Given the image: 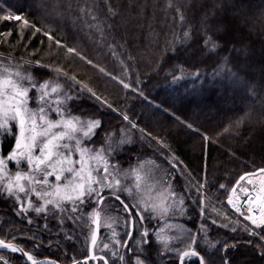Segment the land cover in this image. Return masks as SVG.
Wrapping results in <instances>:
<instances>
[{
  "label": "snow or ice",
  "instance_id": "snow-or-ice-1",
  "mask_svg": "<svg viewBox=\"0 0 264 264\" xmlns=\"http://www.w3.org/2000/svg\"><path fill=\"white\" fill-rule=\"evenodd\" d=\"M104 7L106 14L101 17L95 3L78 5L74 22L85 24L90 34H98L104 40L106 30L114 26L107 21L119 15L111 0H105ZM185 7L195 9L197 5L167 0L165 9L173 12V24L177 20L181 25L188 24ZM249 7L250 0H204L194 17L195 25L183 31L180 43L184 46L183 55L210 59L227 52L232 45V52L237 56L222 57L217 65H232L227 72L233 82L244 84L255 97L258 96L257 85L241 77V64L252 57L247 41L257 22L248 16ZM53 11L60 9L54 5ZM13 21L19 24L17 43L28 58L17 59L11 52L0 54V202L8 207V212L0 215L19 218L27 225H34L37 231L29 228L24 233L11 220L0 221V225H11L7 233L0 231V250L20 254L29 264H59L47 258L38 259L34 251L26 250L17 242L18 237L31 240L33 250H38L45 244L41 233L52 236L54 232L47 241L49 247L54 242L59 246L61 240L84 237L86 249L68 257L71 264H159L164 257H169V264H188L192 258L197 264H256L255 259L243 262L237 259L234 250L241 247L240 241L214 238L213 226H216L232 233L243 232L247 237L245 243L252 245L251 250L264 264V167L239 174L234 183L220 179L212 183L209 173L204 169L199 172L188 169L166 137L141 127L140 121L128 112L120 111L126 122L123 128L115 131L106 128L100 109L117 111L116 102L91 80L85 82L71 73V60L79 58L124 90L143 96V88L136 87V83L141 82L126 81L123 75H114L78 47L65 42L59 35L56 19L45 16L40 23L30 21L9 0H0V22ZM260 23L264 25V11ZM26 31L31 35L25 41ZM261 34L264 35V27ZM11 35V29L0 32V37L4 38L0 39V44L9 43L7 38ZM37 35L47 38V48L29 51ZM41 45H44L43 40ZM236 45H240L239 49ZM106 46L111 55L116 56L118 45L113 42ZM261 49L264 57V41ZM171 51L176 54L180 49L172 47ZM241 55L244 61L240 60ZM120 63L123 72L128 65L123 60ZM39 69L48 71L39 73ZM84 92L99 104L96 112L83 113L75 109L77 98ZM260 98L264 104V97ZM244 119H253L251 112L246 113ZM183 123L189 129L194 127L187 121ZM256 123L260 125V158L264 161V111ZM240 124L241 121H236L215 138L207 134L201 138L212 143ZM132 130L140 135L134 137ZM5 141H8L6 149ZM137 141L154 146L156 159L137 157L135 163L121 160V153L136 150ZM231 155L238 159L235 153ZM177 169L187 177L188 191L196 193L197 215L204 219L195 233L187 230L186 234L165 235L164 228L152 227L153 220L168 225L173 214H187L192 210L188 207L185 185H177L179 177L171 174ZM257 173L258 183L253 180ZM214 188L224 190L226 202L234 209L236 218L217 211L213 199L219 203V197L212 191ZM102 227L109 233L103 237ZM253 237L259 243H255ZM0 264H12V261L0 255Z\"/></svg>",
  "mask_w": 264,
  "mask_h": 264
},
{
  "label": "trees",
  "instance_id": "trees-1",
  "mask_svg": "<svg viewBox=\"0 0 264 264\" xmlns=\"http://www.w3.org/2000/svg\"><path fill=\"white\" fill-rule=\"evenodd\" d=\"M9 2L22 16L27 15L30 21L40 23L45 16L56 19L60 28L59 35L65 39V42L78 47L84 55L107 70L113 71L114 75H123L126 81L141 82L136 83V87L143 88V96L124 90L117 82L106 78L79 58L71 60V73L77 74L85 82L91 80L94 86L101 87L111 100L116 102L114 108L117 111L106 107L100 109L99 114L106 128L115 131L118 127H122L126 122L122 120L120 111L128 112L130 116L140 121L141 127H147L154 134L166 137L188 169H196L197 172L204 169L209 173L212 183L217 179L225 183H234L239 174L245 171L254 172L258 167H264V161L260 158L262 148L260 125L256 123L261 112L264 111V104L260 98L264 97V88L261 87L264 85V57L261 55V43L264 41L261 29L264 25L260 23L264 0H250L247 14L257 22L254 25L255 30L249 34L250 38L247 41L252 57L241 64L242 79L249 84L257 85L258 96L255 97L249 94L244 84L233 82L227 72L232 65H217V61L222 57L237 56L236 52H232V45L228 46L227 52H221L219 56L211 59L207 56L192 58L183 55L184 46L180 43L183 31L195 25L194 17L199 11V4L204 0H174L176 4L197 5L195 9L185 7L187 25H181L178 20L173 24V12L165 9L167 0H111L119 15L107 21L114 26L106 30L104 40H101L98 34H90L85 24L75 23L74 13L78 5L95 3L99 15L105 17V0H9ZM54 5L58 6L60 11H53ZM4 24H6L5 28L0 25V32L11 29L12 35L7 38L9 43L0 44V53L11 52L17 56V59L21 56L28 58L21 44L17 43L19 40L17 23L13 28L8 27L10 22ZM245 32L248 33V29H245ZM30 35V32H25V41ZM0 39L4 38L0 37ZM41 40L44 41V45H41ZM113 42L118 45L116 56H112L106 46ZM47 44L46 37L37 35L29 45V51L41 47L46 49ZM172 47L180 51L173 54ZM236 47L239 49L240 45ZM129 56L132 59H128ZM44 59L47 61V56ZM61 59H64L63 53ZM121 60L128 65L123 72ZM240 60L244 61L245 57L241 55ZM47 71V69H39V73ZM196 72L199 76L195 75ZM60 79L63 82V78ZM236 84L239 87L233 90ZM99 107V104L86 92L82 93L75 103V109L83 113L96 112ZM249 112L253 119L245 120V115ZM184 121L192 123L193 129L187 128ZM236 121H241L240 126L220 136L218 140L214 139L212 143L202 140L204 134L215 138L217 133L232 126ZM197 128L199 132L195 131ZM134 132L139 133L136 130ZM7 143L8 141L4 142L5 149ZM145 150L150 152L148 147ZM139 153L140 147L137 146L135 151L123 152L120 159H127L130 155H134L135 158ZM232 153H235L238 159H233ZM212 191L219 197V203L213 199L217 211L226 212L224 190L214 188ZM191 196L192 200L196 201V193L191 192ZM1 210L2 213L8 212L7 205L3 204ZM196 210L199 211L198 208ZM208 211L212 212L211 207ZM197 213L195 212L194 216L191 210L192 219L186 226L192 232L199 229L198 220L204 219L199 218ZM227 213L233 218L237 216L229 210ZM5 219L11 220L17 228L23 229L24 233L30 228L23 220L12 215L4 216L3 220ZM10 229L11 225L5 224L0 231L7 233ZM217 232L222 234L219 239L231 238L240 241L241 247L234 250L239 261L255 259L256 264H262L258 255L251 250L252 245L245 243L247 237L243 232L232 233L227 229L213 226V234L217 235ZM41 236L43 239L48 238ZM252 239L255 243H259L257 238ZM17 242H21L26 250L32 251L31 240L18 237ZM34 254L40 258L60 260L56 252L42 250ZM12 256L20 260L25 259L20 254H12ZM164 259H161L159 264H164L166 262L162 261ZM166 264H169V261ZM192 264H197V261L193 259Z\"/></svg>",
  "mask_w": 264,
  "mask_h": 264
},
{
  "label": "rangeland",
  "instance_id": "rangeland-1",
  "mask_svg": "<svg viewBox=\"0 0 264 264\" xmlns=\"http://www.w3.org/2000/svg\"><path fill=\"white\" fill-rule=\"evenodd\" d=\"M4 23L0 22V25H1V27L5 28L6 24H4ZM14 24H16L15 21L10 22V25L8 27L13 28ZM16 26L18 27L19 24L17 23ZM0 54H5V53H0ZM237 87H239L238 84L233 86V90H235ZM123 126L121 128H123ZM134 131L135 130H132V133H133L134 137H138L139 133L137 134ZM121 134H123V133H121ZM145 145L148 148H150V152H147L145 150V149H147V147ZM137 146L140 147V153L137 154V156L140 159H144V160L156 159V157L153 155V147L154 146L150 147L148 144L140 143L139 141H137ZM124 157H127V156H124ZM136 158L137 157L134 158V155H130L129 158H127V159L125 158V159H122V160H127L129 163H135ZM157 162H159V160ZM171 174L174 177H179L177 182H176L177 185H181V184L185 185V189L184 190H185L186 193H188V207H189V209H192V215L194 213V216H195V212H198V210H196L198 208V206L195 203V201L192 200L191 192L188 191V186L185 183L186 180H187V177L184 176V175H181L179 169H177L176 171L172 172ZM253 180L258 183V180H259V174L258 173H257V175L255 177H253ZM3 204H4L3 202H0V213H2V211H3V210H1L3 208ZM227 210H229L231 213H234L235 216L237 215L234 212V209H232V207L230 205H228V204H227ZM227 210H226V212H227ZM192 215H191V211H189L187 214H184V213L173 214L171 216L169 222H168V225H165L164 221H159L158 222L156 220H153L152 221V227L153 228H156V227L164 228L165 229V232H164L165 235H168V234H186L187 230H189L186 226H187V223L189 222V220L192 219ZM199 218H203V217L199 216ZM3 219H4V216L0 215V221H2ZM198 222L201 223V220L199 219ZM28 226H30V228H31V230L33 232L37 231V229H36V227L34 225H28ZM0 228H3V225H0ZM182 230L183 231L185 230V231L183 232ZM193 233H195V231H193ZM108 234L109 233L106 232L105 227H102L101 228V236L103 237V236L108 235ZM41 235L48 236V238L44 239L45 240L44 246L39 248L38 250H33V248H32V243L33 242H32L31 243V250L34 251V253L40 252L42 250H47V251L53 252V253L56 252L57 254H59L60 260H58V261H59L60 264H71V262L68 259V257H70V256H72L74 254H77V253H83L85 251V249H86V245L83 243V241H84V237L83 236H80L78 239H75L74 241H63V240H61L59 242V246H57L56 243L54 242L53 245L51 247H49L47 245V241L49 239H51L55 235V233L53 232L52 236H50L49 233L42 232ZM213 236H214V238H218V237H222V234H221V232H217V235L213 234ZM0 255H3V256H6V257L10 258L11 261H12V264H29V262L26 261L25 259L20 260V259L15 258L7 250H0ZM37 258L41 259L38 255H37ZM77 258H80V257L77 256ZM164 258L165 259L162 260V261H166L164 263V264H166L169 261V257H164ZM171 259L175 260V257H172ZM193 259H195V258H192L188 262V264H192V260Z\"/></svg>",
  "mask_w": 264,
  "mask_h": 264
},
{
  "label": "water",
  "instance_id": "water-1",
  "mask_svg": "<svg viewBox=\"0 0 264 264\" xmlns=\"http://www.w3.org/2000/svg\"><path fill=\"white\" fill-rule=\"evenodd\" d=\"M44 259H46V258H44ZM47 259H51V260L57 261L56 259H53V258H47ZM59 264H60V263H59Z\"/></svg>",
  "mask_w": 264,
  "mask_h": 264
}]
</instances>
